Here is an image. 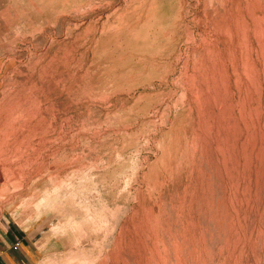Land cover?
I'll use <instances>...</instances> for the list:
<instances>
[{"label": "rangeland", "instance_id": "1", "mask_svg": "<svg viewBox=\"0 0 264 264\" xmlns=\"http://www.w3.org/2000/svg\"><path fill=\"white\" fill-rule=\"evenodd\" d=\"M0 264H264V0H0Z\"/></svg>", "mask_w": 264, "mask_h": 264}]
</instances>
